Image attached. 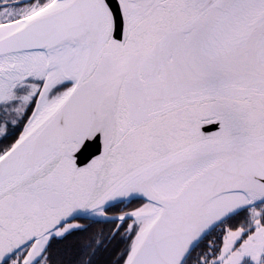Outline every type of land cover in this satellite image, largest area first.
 Listing matches in <instances>:
<instances>
[{"label": "snow or ice", "instance_id": "obj_1", "mask_svg": "<svg viewBox=\"0 0 264 264\" xmlns=\"http://www.w3.org/2000/svg\"><path fill=\"white\" fill-rule=\"evenodd\" d=\"M0 264H264V0H0Z\"/></svg>", "mask_w": 264, "mask_h": 264}]
</instances>
